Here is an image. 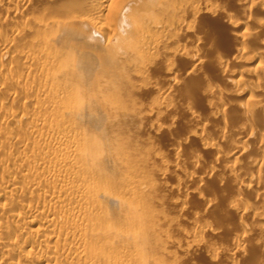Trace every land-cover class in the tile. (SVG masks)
<instances>
[{
	"label": "bare ground",
	"instance_id": "1",
	"mask_svg": "<svg viewBox=\"0 0 264 264\" xmlns=\"http://www.w3.org/2000/svg\"><path fill=\"white\" fill-rule=\"evenodd\" d=\"M13 1L2 16L10 26L9 39L0 40V95L25 99L16 100V110L0 101V264H154L150 241L156 238L148 235L150 221L142 230L149 218L141 217L144 210L135 202L142 199H134L135 189L145 190L147 182H133L132 169L115 163L129 158L124 144L113 138L127 126L129 114L113 93L128 84L126 69L141 76L153 66V57L169 65L172 57L187 55L179 37L183 28L172 20L175 14L179 21L175 10L186 8L184 0L0 3ZM34 2L40 3L42 15L30 11ZM96 23L104 29L96 31ZM30 30L37 31L30 39L39 47L21 51L24 67L9 60L3 64L18 35ZM107 32L109 41L115 37L110 48L104 46ZM67 52L74 54L70 68L62 64ZM150 56L154 61L148 62ZM200 63L198 58L192 67ZM238 77L233 74L231 83H240ZM7 84L15 92H7ZM252 133L249 129L245 137ZM238 145L227 158L231 165L245 151L244 139ZM261 158L264 164L263 153ZM235 172L230 175L237 177ZM239 202L244 204L242 197ZM255 215L264 218L258 209ZM181 243L172 239L173 245Z\"/></svg>",
	"mask_w": 264,
	"mask_h": 264
},
{
	"label": "rangeland",
	"instance_id": "2",
	"mask_svg": "<svg viewBox=\"0 0 264 264\" xmlns=\"http://www.w3.org/2000/svg\"><path fill=\"white\" fill-rule=\"evenodd\" d=\"M16 2L0 3L1 41L9 39L10 26L3 13ZM181 3L186 8L177 6L181 16L178 21L174 14L172 20L183 28L179 37L187 44V55L172 57L169 65L161 56L155 61L148 57L154 64L146 76L126 69L128 84L113 93L129 114L127 126L113 134L129 158L115 163L132 169L133 182L149 186L135 189L139 195L135 192L134 199H142L143 204L135 202L144 210L141 217L150 219L145 218L142 230L150 221L146 227L153 231L147 234L156 238L150 241L156 249L154 264H264V218L255 215L257 209L264 212V0ZM29 4L30 11L40 8V3ZM33 30L18 35L3 64L24 67L21 51L39 47L31 41L37 34ZM167 47L171 52L174 44ZM198 58L202 64L192 67ZM233 74L240 83H231ZM6 86L15 92L14 85ZM5 93L0 101L15 110L19 99H25L18 93L10 100ZM248 128L254 134L247 138ZM241 139L245 151L231 165L227 158ZM260 166L262 172L257 171ZM247 181L249 189L243 187ZM172 239L181 245H173Z\"/></svg>",
	"mask_w": 264,
	"mask_h": 264
},
{
	"label": "clouds",
	"instance_id": "3",
	"mask_svg": "<svg viewBox=\"0 0 264 264\" xmlns=\"http://www.w3.org/2000/svg\"><path fill=\"white\" fill-rule=\"evenodd\" d=\"M121 2L123 3V0H121ZM109 19L111 20V17ZM86 22L91 24L90 21H86ZM100 25H102V24L101 23H96V25H95V29L98 32H100V31H102L104 29ZM108 35H109V32H107V34H106V38H105V42H104L105 48H110L112 46L114 40H115V37H113V41H109L108 38H107ZM73 62H74V54L72 52L65 53L64 59L62 60L63 66L65 68H70L71 65L73 64ZM80 103H81V101L79 100V96L77 94L76 106L78 107Z\"/></svg>",
	"mask_w": 264,
	"mask_h": 264
}]
</instances>
